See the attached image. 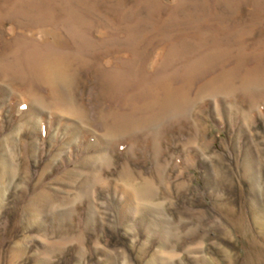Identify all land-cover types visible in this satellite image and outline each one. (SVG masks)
<instances>
[{
  "label": "rangeland",
  "instance_id": "rangeland-1",
  "mask_svg": "<svg viewBox=\"0 0 264 264\" xmlns=\"http://www.w3.org/2000/svg\"><path fill=\"white\" fill-rule=\"evenodd\" d=\"M19 1L0 264H264V0Z\"/></svg>",
  "mask_w": 264,
  "mask_h": 264
},
{
  "label": "bare ground",
  "instance_id": "bare-ground-1",
  "mask_svg": "<svg viewBox=\"0 0 264 264\" xmlns=\"http://www.w3.org/2000/svg\"><path fill=\"white\" fill-rule=\"evenodd\" d=\"M1 2H2V0L0 1V14H3V15L5 14V11H4V10H1V9H2L3 6H5V4H7V3H8V6H9V8H10L9 11H10L12 14H13V13L22 12V8H23V7H22L21 2H20L19 0H4L3 2H4L5 4H3V2H2V3H1ZM37 4H38V3H37ZM55 4H57V3H55ZM24 6H25V5H24ZM71 9H72V8H71ZM62 10H63V9H62ZM67 10H68V9H67ZM64 11H65V10H64ZM68 13H69V12H68ZM70 15H71V13H70ZM72 15H73V14H72ZM77 15H78V14H77ZM34 16H35V15H34ZM55 16H57V15H55ZM64 16H65V15H64ZM67 16H68V14H67ZM73 16H74V15H73ZM14 17H15V16H14ZM60 17L62 18V16H60ZM67 18H68V17H67ZM77 18H78V17H77ZM52 19H53V18H52ZM52 19H51V20H52ZM55 19H56V18H55ZM57 19H58V18H57ZM69 19H70V17H69ZM72 19H73V18H72ZM78 19H79V18H78ZM8 20H9V19H8ZM12 20H13V19H12ZM63 20H64V19H63ZM76 20H77V19H76ZM47 21H48V20H47ZM79 21H80V20H79ZM79 21H78V22H79ZM32 22H33V21H32ZM43 22H44V21H43ZM49 22H50V21H49ZM55 22H56V21H55ZM64 22H65V21H64ZM75 23H76V22H75ZM78 24H79V23H78ZM80 27H81V26H80ZM80 27H79V28H80ZM73 29H74V28H73ZM76 29L79 31L78 28H75V31H74V32H76ZM213 30H214V29H213ZM213 30H212V31H213ZM198 32H199V31H198ZM241 32H242V31H241ZM246 33H247V32H246ZM79 34H80V33H79ZM195 34H196V33H195ZM198 34H200V33H198ZM222 34H223V33H222ZM80 35H82V34H80ZM80 35H79V36H80ZM196 35H197V34H196ZM200 35H201V34H200ZM220 35H221V34H220ZM240 35H241V34H240ZM242 35H243V34H242ZM79 36H78V37H79ZM193 36H195V35H193ZM198 36H199V35H198ZM226 36H227V35H226ZM228 36H229V35H228ZM74 37H76V35H75ZM80 37H81V36H80ZM221 37H222V36H221ZM237 37H238V35H237ZM196 38H197V37H196ZM228 38H229V37H228ZM239 38H240V37H239ZM74 39H75V38H74ZM80 39H81V38H80ZM80 39H79V40H80ZM85 39H86V38H85ZM205 39H206V38H205ZM205 39H204V40H205ZM237 39H238V38H237ZM237 39H236V40H237ZM234 40H235V39H234ZM205 41H206V40H205ZM10 42H11V41H10ZM80 42H81V41H80ZM218 42H219V41H218ZM237 42H238V41H237ZM77 43H78V41H77ZM189 43H190V42H189ZM195 43H196V42H195ZM228 43L231 44V42H228ZM235 43H236V41H235ZM178 44H179V43H178ZM27 45H28V44H27ZM27 45H26V46H27ZM196 45H197V44H196ZM198 45H199V44H198ZM236 45H238V44H236ZM17 46H18V45H17ZM81 46H82V45H81ZM86 46H87V45H86ZM90 46H91V45H90ZM175 46H176V45H175ZM188 46H189V45H188ZM201 46H202V45H201ZM204 46H205V44H204ZM77 47H78V45H77ZM79 47H80V46H79ZM79 47H78V48H79ZM22 48H23V47H22ZM22 48L19 49V50L22 51ZM181 48H182V47H181ZM198 48H199V47H198ZM12 49H13V48H12ZM12 49H11V50H12ZM15 49H16V48H15ZM17 49H18V48H17ZM29 49H30V48H29ZM35 49H36V48H35ZM80 49H81V48H80ZM89 49H90V48H89ZM24 50H26V47H25ZM27 50H28V49H27ZM81 50H82V49H81ZM169 50H170V49H169ZM178 50H179V49H178ZM187 50H189V49H187ZM85 51H86V50H85ZM174 51H175V50H174ZM179 51H180V50H179ZM192 51H193V50H192ZM194 51H195V50H194ZM194 51H193V52H194ZM22 52H23V51H22ZM32 52H33V50H32ZM177 52H178V51H177ZM177 52H175V55H176ZM5 53H6V52H5ZM172 53H174V52H172ZM197 53H198V52H197ZM19 54H21V52H19ZM23 54H24V53H23ZM33 54L35 55V51H34ZM38 54H39V53H38ZM38 54H37V55H38ZM102 54H103V53H102ZM13 55H14V54H13ZM25 55H26V54H25ZM25 55H24V56H25ZM44 55H45V54H44ZM180 55H181V54H180ZM16 56H17V55H16ZM19 56H21V55H18V57H19ZM30 56H31V60H32V57H33V56H32V55H30ZM30 56H28V57H30ZM39 56H40V55H39ZM171 56H173V55H171ZM181 56H182V55H181ZM187 56H188V55H187ZM252 57H253V56H252ZM1 58H2V56H1ZM9 58H10V57H9ZM9 58H8V59H9ZM13 58H14V57H13ZM34 58H35V57H34ZM34 58H33V60H34ZM41 58H43V55H42ZM174 58H176V57H174ZM179 58H181V57L179 56ZM203 58H204V57H203ZM5 59H6V58H5ZM43 59H44V58H43ZM128 59H129V58H128ZM171 59H172V58H171ZM171 59H170V61H171ZM173 60H175V59H173ZM182 60H183V59H182ZM4 61H5V60H4ZM11 61H13L12 58H11ZM26 61H28V60H26ZM36 61H37L38 64H39V61H40V60H37V59H36ZM36 61H35V62H36ZM6 62H8V61H6ZM23 62H25V61H23ZM53 62H54V61H53ZM125 62H126V61H125ZM19 63H20V62H19ZM28 63H29V61H28ZM10 64H11V62H10ZM12 64H13V63H12ZM26 64H27V63H26ZM36 64H37V63H35V65H36ZM45 64H46V63H45ZM28 65H29V64H28ZM42 65H43V64H42ZM46 65H47V64H46ZM143 65H144V64H143ZM48 66H49V65H48ZM171 66H172V65H171ZM38 67H39V65H38ZM49 67H50V66H49ZM72 67H73V66H72ZM11 68H12V67H11ZM24 68H25V67H24ZM24 68H23V69H24ZM34 68H35V67H34ZM119 68H120V67H119ZM56 69H57V68H56ZM13 70H14V69H13ZM13 70H12V71H13ZM47 70H48V69H47ZM161 70H162V69H161ZM0 71H1V70H0ZM19 71H20V70H19ZM25 71H26V68H25ZM25 71H24V72H25ZM4 72H6V71L4 70ZM4 72H3V73H4ZM9 72H10V71H9ZM15 72H16V71H15ZM38 72H39V71H38ZM112 72H113V71H112ZM13 73H14V72H10V75L13 74ZM25 73H26V72H25ZM14 74H15V73H14ZM28 74H29V73H28ZM48 74H49V73H48ZM112 74H113V73H112ZM223 74H224V72H223ZM3 75H4V74H3ZM8 75H9V74H8ZM50 75H52L53 77H55V78H57V79L60 78V76H62V75H65V76H66L65 72H63V71H58V70H57V71H56V70H55V71H52V73H51ZM115 75H116V74H115ZM5 76H6V75H5ZM5 76H4V77H5ZM27 76H28V75H27ZM109 76H111V75H109ZM139 76H140V75H139ZM7 77H8V76H7ZM15 77H16V76H15ZM31 77H32V76H31ZM142 77H143V76H142ZM9 78H10V76H9ZM55 78H54V79H55ZM62 78H63V77H62ZM112 78H113V76H112ZM119 78H120V76H119ZM12 79H13V78H12ZM52 79H53V78H52ZM60 79H61V78H60ZM139 79H140V78H139ZM147 79L149 80V78H147ZM10 80H11V79H10ZM140 80H141V79H140ZM140 80H139V81H140ZM48 81H49V80H48ZM50 81H52V80H50ZM62 81H63V79H62ZM65 81H66V80H65ZM52 82H54V81H52ZM52 82H51V83H52ZM59 82H60V81H59ZM120 82H121V81H120ZM137 82H138V81H137ZM140 82H141V81H140ZM22 83H23V82H22ZM55 83H56V82H55ZM117 83H119V82H117ZM117 83H116V84H117ZM52 84H53V83H52ZM116 84H115V86L117 87ZM120 84H121V83H120ZM136 84H137V83H136ZM159 84H160V83H159ZM50 85H51V84H50ZM62 85H63V84H62ZM64 85H66V84H64ZM141 85H143V84L141 83ZM60 86H61V85H60ZM107 86H108V84H107ZM139 86H140V85H139ZM11 87H12V86H11ZM24 87H25V86H24ZM56 87H58V86H56ZM110 87H111V86H110ZM12 88H13V87H12ZM14 88H15V87H14ZM50 88H51V87H50ZM119 88H120V87H119ZM122 88H124V87H122ZM65 89H66V88H65ZM247 89H248V88H247ZM14 90H15V89H14ZM71 91H72V90H71ZM105 91H106V90H105ZM114 91H115V90H114ZM16 92H18V91H16ZM118 93H119V92H118ZM25 94H26V93H25ZM29 95H30V94H29ZM27 96H28V95H27ZM70 96H71V95H70ZM72 97H73V96H72ZM168 99H169V98H168ZM73 100H74V99H73ZM158 100H159V99H158ZM76 107H77V106H76ZM170 108H171V107H170ZM72 109H73V108H72ZM81 111H82V110H81ZM139 114H140V113H139ZM182 114H183V113H182ZM70 117H71V116H70ZM121 117H122V116H121ZM136 121H137V120H136ZM106 128H107V127H106ZM111 128H112V127H111ZM106 131H107V130H106ZM132 131H133V130H132Z\"/></svg>",
  "mask_w": 264,
  "mask_h": 264
}]
</instances>
